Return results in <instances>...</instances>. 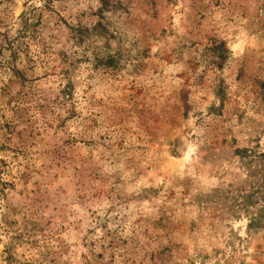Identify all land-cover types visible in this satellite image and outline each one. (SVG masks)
<instances>
[{
    "label": "rangeland",
    "instance_id": "374dc122",
    "mask_svg": "<svg viewBox=\"0 0 264 264\" xmlns=\"http://www.w3.org/2000/svg\"><path fill=\"white\" fill-rule=\"evenodd\" d=\"M0 264H264V0H0Z\"/></svg>",
    "mask_w": 264,
    "mask_h": 264
}]
</instances>
